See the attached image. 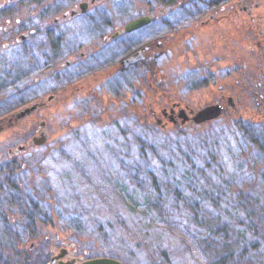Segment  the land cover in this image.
I'll list each match as a JSON object with an SVG mask.
<instances>
[{
    "label": "rangeland",
    "instance_id": "1",
    "mask_svg": "<svg viewBox=\"0 0 264 264\" xmlns=\"http://www.w3.org/2000/svg\"><path fill=\"white\" fill-rule=\"evenodd\" d=\"M31 41L44 44L35 55L45 66L48 40ZM7 63L0 60L2 77ZM171 73L164 96L159 87L148 90L146 81L133 93L119 84L117 98L110 85L102 93L94 86L101 101L85 109L51 107L43 84L17 96L6 92L2 107L30 101L17 112L35 95L49 104L0 131V159L15 150L22 157L11 174L16 190L0 199V236L25 238L19 248L28 252L27 264H50L61 249L66 254L51 264L110 257L92 251L101 245L131 264H264V161L251 178L244 166L253 143L264 155V124L253 105L205 123L165 124L162 108L176 97L197 111L218 95L200 84L188 90L186 77ZM39 131L40 144L32 141L41 140ZM20 145L27 147L19 151ZM72 234L88 243H76ZM2 239L0 249L8 244Z\"/></svg>",
    "mask_w": 264,
    "mask_h": 264
},
{
    "label": "flooded vegetation",
    "instance_id": "2",
    "mask_svg": "<svg viewBox=\"0 0 264 264\" xmlns=\"http://www.w3.org/2000/svg\"><path fill=\"white\" fill-rule=\"evenodd\" d=\"M138 19L145 21L127 31ZM31 40H48L41 56L45 66H38L35 55L44 44ZM5 58L9 69L0 75V107L8 90L17 96L42 84L53 108L85 109L101 101L94 86L102 93L110 85L117 98L121 84L133 93L146 81L148 90L159 87L164 96L171 84L167 77L177 71L188 90L200 84L218 95L197 111L176 97L162 108L165 124L193 122L196 112L214 105L220 115L253 105L264 124V0H0V60ZM34 97L22 109L31 108L25 118L46 104ZM24 101L0 109V131L24 118L14 111L30 102ZM16 153L10 155L19 163Z\"/></svg>",
    "mask_w": 264,
    "mask_h": 264
},
{
    "label": "trees",
    "instance_id": "3",
    "mask_svg": "<svg viewBox=\"0 0 264 264\" xmlns=\"http://www.w3.org/2000/svg\"><path fill=\"white\" fill-rule=\"evenodd\" d=\"M256 145H257L256 143H253L251 148H254V149H252V150H251V148H249V149L247 148L248 154L246 155V157L244 156L245 170H246L248 177H250V178L252 176H254L255 173L257 172L256 165L259 164L260 162L264 161V158H263L264 155L261 154V153H263L262 146L257 147ZM7 160H9V161L7 162ZM14 160L15 159H13V158H8V159H5L4 161L2 159H0V166L2 165L1 166L2 168H0V199H2L3 197H5L7 199V197H8L7 195H9L11 193V190H13V189L16 190V188H17V185H16L17 183L14 182V180L12 179L13 175H11V174L16 173L18 171L20 162L16 163ZM6 162L10 166V169H8V170L3 168V167H5ZM6 181L10 185H8V184L6 185ZM30 183L33 186L34 183L32 180L30 181ZM21 197L23 200L24 195L22 194ZM20 205L22 207L24 206L26 208L25 202L22 201L20 203ZM32 207L34 208V210H37V206H32ZM30 209H32V208H30ZM2 237H4L7 240L8 244L7 245L5 244V246L2 249H0V264H27L28 263V252L26 250H23V248L22 249L19 248V244L20 243L23 244L24 243L23 240L25 238L20 239V238L16 237L12 232H9L8 235L2 234L0 236V245H1V241L4 242ZM31 237H33V235H30L29 239ZM71 239L76 240V243H78L80 245L88 243V240H87L88 237H86L85 235H78V234L73 235L72 234ZM93 241L95 242V240H93ZM100 242H102L101 239H100ZM100 247L101 248H99L97 246H92V251L96 252L98 254V256H110V257H113V258L120 260L124 264H131L127 260L126 257L122 256V253H120V251H117V250L116 251H114V250L109 251V250H106L105 246H102V245ZM125 262H127V263H125Z\"/></svg>",
    "mask_w": 264,
    "mask_h": 264
},
{
    "label": "water",
    "instance_id": "4",
    "mask_svg": "<svg viewBox=\"0 0 264 264\" xmlns=\"http://www.w3.org/2000/svg\"><path fill=\"white\" fill-rule=\"evenodd\" d=\"M144 21H145L144 19L135 20L126 26V30L128 31L130 29H133L139 26L140 24H142ZM30 109L31 108H26V111L25 110L21 111L19 113V116H23L24 113ZM221 112H222L221 107L217 105L204 107L203 109L199 110L194 114L193 122L198 124L208 120H212L218 117L221 114ZM179 117H181V115H179ZM184 121L185 120L183 119L181 123H184ZM160 122L161 120L157 119V123ZM42 140L44 141L45 137H42L41 140L38 141L35 140V142L40 144ZM65 254H66V250L61 249V252L58 255L51 258L50 264L55 262L57 258L64 256ZM58 264H124V263L112 257H94L85 260L81 258H73L71 260H66L65 262L58 261Z\"/></svg>",
    "mask_w": 264,
    "mask_h": 264
}]
</instances>
